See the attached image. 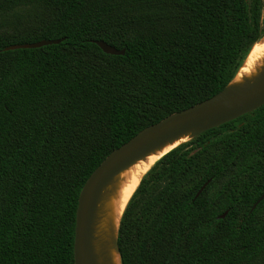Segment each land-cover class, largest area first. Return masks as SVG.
<instances>
[{
  "label": "trees",
  "instance_id": "trees-1",
  "mask_svg": "<svg viewBox=\"0 0 264 264\" xmlns=\"http://www.w3.org/2000/svg\"><path fill=\"white\" fill-rule=\"evenodd\" d=\"M0 15V264H75L94 170L225 90L264 37V0H0ZM263 194L264 103L151 167L120 222L121 264H264Z\"/></svg>",
  "mask_w": 264,
  "mask_h": 264
},
{
  "label": "water",
  "instance_id": "water-1",
  "mask_svg": "<svg viewBox=\"0 0 264 264\" xmlns=\"http://www.w3.org/2000/svg\"><path fill=\"white\" fill-rule=\"evenodd\" d=\"M61 41V39H51L41 40L33 43L16 44L6 47V50H15L19 48H38L51 44H59ZM97 44L107 54H125V49H117L103 40L97 41ZM256 44L257 43L253 45L245 60L243 61V64L238 69L236 75L230 83L233 82V80L240 73L241 69L245 66L246 61L248 60ZM229 85L225 90L212 96L211 98L182 111L175 112L165 117L161 121L146 127L128 142L124 143L122 146L111 152L94 170V172L84 184L79 195L74 239L75 264H88L86 242L89 219L98 187L102 182L119 173L124 167L140 157L142 154L146 153L153 146L163 143L167 139L176 136L180 132H184L190 128H199L194 134L195 136L198 133L204 132L213 127H217L225 122L251 112L264 103V79L240 94L229 91ZM263 198L264 194L257 200L254 208ZM225 215L226 213L222 215V217Z\"/></svg>",
  "mask_w": 264,
  "mask_h": 264
},
{
  "label": "bare ground",
  "instance_id": "bare-ground-1",
  "mask_svg": "<svg viewBox=\"0 0 264 264\" xmlns=\"http://www.w3.org/2000/svg\"><path fill=\"white\" fill-rule=\"evenodd\" d=\"M263 79L264 37L254 46L245 66L230 83L228 90L240 94ZM198 129H187L153 146L99 185L87 232L88 264H121L117 235L128 201L151 167L169 151L190 140Z\"/></svg>",
  "mask_w": 264,
  "mask_h": 264
},
{
  "label": "rangeland",
  "instance_id": "rangeland-1",
  "mask_svg": "<svg viewBox=\"0 0 264 264\" xmlns=\"http://www.w3.org/2000/svg\"><path fill=\"white\" fill-rule=\"evenodd\" d=\"M0 16H2V15H0ZM17 16H19V15H17ZM10 18H13V17H10Z\"/></svg>",
  "mask_w": 264,
  "mask_h": 264
}]
</instances>
